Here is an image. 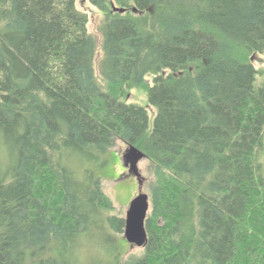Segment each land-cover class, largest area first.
I'll list each match as a JSON object with an SVG mask.
<instances>
[{"label":"trees","instance_id":"trees-1","mask_svg":"<svg viewBox=\"0 0 264 264\" xmlns=\"http://www.w3.org/2000/svg\"><path fill=\"white\" fill-rule=\"evenodd\" d=\"M255 57L264 0H0V264H75L76 237L114 203L71 160L103 157L115 139L154 176L147 242L122 264H264ZM136 89L151 126L126 103ZM106 221L123 232L124 219Z\"/></svg>","mask_w":264,"mask_h":264},{"label":"rangeland","instance_id":"rangeland-1","mask_svg":"<svg viewBox=\"0 0 264 264\" xmlns=\"http://www.w3.org/2000/svg\"><path fill=\"white\" fill-rule=\"evenodd\" d=\"M80 8L89 13V31L99 39L96 27L100 14L85 1L80 4ZM99 61L100 57L97 56L95 72L98 77ZM253 65L256 69L264 68V57H255ZM147 83L151 85V80L147 79ZM126 103L147 108L151 126L155 112L148 105L145 89L132 90L126 98ZM60 161L63 166L65 163L70 164V159L66 158V155L61 156ZM260 161L264 169V151L260 155ZM71 165L74 168L85 167V171L90 176L100 177L104 194L114 203L113 211L99 212L95 217L96 221L88 222L90 232L82 233L76 237L72 247L73 263L122 264L133 256H140L142 248L131 247L125 241L124 227L122 233H114L108 230L106 220L108 217H117L125 221L129 204L139 191L148 195L150 199L151 188L154 183L152 163L141 155H134L121 140L115 139L114 146L103 157L93 159L77 154L72 158ZM75 174L80 178H83L84 175L81 170H76ZM84 200L87 202L86 198Z\"/></svg>","mask_w":264,"mask_h":264},{"label":"water","instance_id":"water-1","mask_svg":"<svg viewBox=\"0 0 264 264\" xmlns=\"http://www.w3.org/2000/svg\"><path fill=\"white\" fill-rule=\"evenodd\" d=\"M113 11L124 12V10L117 8H114ZM130 151L134 155H141L134 147H130ZM149 210V197L142 192H139L129 204L125 217L124 238L131 247L143 248L147 242L145 221Z\"/></svg>","mask_w":264,"mask_h":264},{"label":"flooded vegetation","instance_id":"flooded-vegetation-1","mask_svg":"<svg viewBox=\"0 0 264 264\" xmlns=\"http://www.w3.org/2000/svg\"><path fill=\"white\" fill-rule=\"evenodd\" d=\"M140 192V191H139Z\"/></svg>","mask_w":264,"mask_h":264}]
</instances>
